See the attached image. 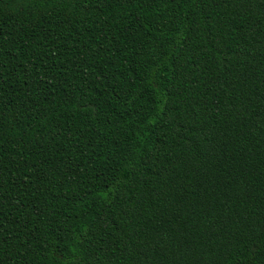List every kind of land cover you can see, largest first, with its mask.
Wrapping results in <instances>:
<instances>
[{"label": "trees", "instance_id": "trees-1", "mask_svg": "<svg viewBox=\"0 0 264 264\" xmlns=\"http://www.w3.org/2000/svg\"><path fill=\"white\" fill-rule=\"evenodd\" d=\"M0 264H264V0H0Z\"/></svg>", "mask_w": 264, "mask_h": 264}]
</instances>
